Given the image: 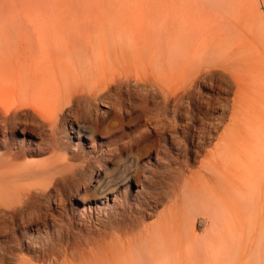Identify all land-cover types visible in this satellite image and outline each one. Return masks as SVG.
<instances>
[{
    "label": "rangeland",
    "instance_id": "obj_1",
    "mask_svg": "<svg viewBox=\"0 0 264 264\" xmlns=\"http://www.w3.org/2000/svg\"><path fill=\"white\" fill-rule=\"evenodd\" d=\"M243 2L211 4L217 5L218 18L224 15L225 3L230 6L235 12H228L233 23L227 26L234 32L241 28L253 46L233 53L225 66L209 67L212 75L187 89L193 96L176 103L164 95L184 88V72L163 79L149 60L151 51L170 46L173 0H0V31L41 30L56 47H64L63 38L70 35L75 47L88 48L107 86L96 88L97 76L90 75L89 83L82 84L83 96L73 104L75 114L64 108L56 132L29 121L43 135L24 139L30 153L17 164L29 173L24 187L42 185L50 194L32 198L14 225L0 233V245L7 249L0 264H264V249L258 245L261 204L253 208L238 195L240 183L235 176L233 185L222 177L219 160L216 170L209 163L201 167L227 129L233 130L236 141L264 134V39L259 42L252 17L243 15ZM247 2L257 10L256 22L259 14L264 20V0ZM16 20L19 26L12 23ZM140 26L146 43L134 35ZM237 76L244 90L238 101L249 111L233 119ZM70 121L86 126L92 142L76 139ZM14 135L22 140L20 131ZM95 172L100 176L92 181ZM122 174L132 178L133 187L120 188L107 205H96L95 181L119 180ZM135 179H140L137 188ZM183 197L202 205H187ZM211 208L226 218L211 224ZM169 212L182 216L174 219L169 232L157 235L149 230ZM30 219L38 225L33 231L25 227Z\"/></svg>",
    "mask_w": 264,
    "mask_h": 264
},
{
    "label": "bare ground",
    "instance_id": "obj_2",
    "mask_svg": "<svg viewBox=\"0 0 264 264\" xmlns=\"http://www.w3.org/2000/svg\"><path fill=\"white\" fill-rule=\"evenodd\" d=\"M212 1H215V4L218 2V5L223 3V0H187L186 3L179 4L176 0H173L169 13L173 18L174 26H172V33L170 34L171 42L168 47L169 50L159 48L154 54L151 51L149 60L152 65L154 64L155 72H159L161 78L165 79L168 75L172 76L184 72L185 76L182 78L187 81L181 91H169V93L164 95L165 99L172 98L177 103L182 101L184 96L191 98L194 92L187 91V89H191L200 78L212 75L210 68L222 66L233 57V53H242L254 44L248 34L241 28H235L236 32H234L233 29L228 27L231 26L228 23H233L228 17L231 16L228 12L235 11L225 3V6H223L224 15L218 18L219 16L216 14L217 5L211 4ZM242 1H244L243 5L245 7L241 11H243L244 16L252 17L255 35L259 39V42L263 43L264 20L261 14H259V20L256 22V8L254 12L249 7V2L246 4L245 0ZM209 10H212V14H210ZM213 13L215 14L213 15ZM217 21H221L220 24L216 23ZM176 22L179 24L176 25ZM12 23L19 26L17 20L12 21ZM35 23L42 24L40 20H37ZM215 27L217 28L215 29ZM210 28L211 30H209ZM134 31V35L146 43L142 26ZM115 35L118 38L123 37L119 33H113V36ZM50 40L49 34H45L41 30H38L36 34H28L18 30L11 34L0 31V215L2 218L0 220V233L8 231L11 227L10 225H14L16 216L20 213L22 214L30 207L32 198L49 196L50 194L48 188L42 185L27 184L24 187L25 178L27 179L29 173L25 167L17 164V161L22 156L30 153V150L27 151L25 147L26 142L24 139L29 138L28 140L31 141V137H38L41 134L37 127L33 126L29 121L46 126L51 132H56L61 128L60 118L64 108L68 107L67 114H75L72 111L73 104L83 96L81 94L84 90L83 85L89 83L90 75L97 76L96 88L104 90L107 87L105 76L99 74L96 68L97 64L87 47H75L70 39V35H65L63 38L65 41L64 47H56L50 43ZM99 57L104 60L105 53L103 49H101ZM231 76L235 78L234 74H231ZM240 77L237 76V80L235 79L237 86L230 109L233 119L237 113H248L249 111L238 101L244 92L240 84ZM59 81H64L62 86L59 85ZM76 83L83 84L82 88H76ZM68 128L70 129V133L80 142H92L86 126L78 124L77 121H70ZM88 128L90 127L88 126ZM17 130L21 132L22 140L20 141L14 135ZM263 136L264 134L258 132L253 134L250 140L243 141V138L242 141H236L233 130L227 129L219 138L213 151L208 154L211 158H207V162H201V167L209 163L210 167L216 170V164L219 160L224 168L222 171L219 170L222 177L233 185V178L235 176L240 183V185L237 184L238 195L249 206H253V208L257 209L258 203L261 204L260 207L258 206L259 210L257 209L261 216L258 245L264 249ZM79 146L82 148L84 144L80 143ZM60 169L51 168L49 171L59 172ZM99 176L100 173L95 172L93 177H91L92 181H94V178L98 179ZM115 178L116 180L102 178L103 180L95 181L98 191L97 195L99 196L95 200L96 205H107L109 196L116 198V193H118L120 188L126 189L131 186L130 182L132 178L129 176L123 177L122 174V178L119 180L117 176ZM133 181L135 182L134 187L140 186V179ZM183 201L192 207L202 205V201L198 199L191 200L187 197L184 199L183 197ZM115 202L116 200L114 199ZM91 203L89 204L90 206ZM120 209L123 210V208ZM179 217L182 218V216H178L177 214L174 217V214L169 212V214L162 217L160 223L151 226L149 230L157 235H163L165 231H170L173 227L174 219L177 221ZM220 217L226 218V215H218L216 209L213 210L211 208L209 210L211 224L219 221ZM37 219L41 222L39 216ZM28 223L30 226L25 225L28 231H33L38 227L37 224H32L33 220L31 219ZM28 223L26 222V224ZM216 227L218 228V226ZM125 228L127 229V227ZM6 252L7 249L0 245V256L4 261Z\"/></svg>",
    "mask_w": 264,
    "mask_h": 264
}]
</instances>
